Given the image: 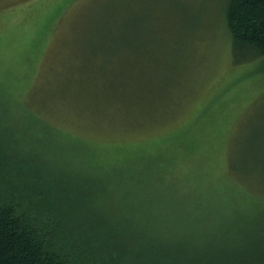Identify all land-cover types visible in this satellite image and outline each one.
I'll list each match as a JSON object with an SVG mask.
<instances>
[{
	"label": "rangeland",
	"instance_id": "1",
	"mask_svg": "<svg viewBox=\"0 0 264 264\" xmlns=\"http://www.w3.org/2000/svg\"><path fill=\"white\" fill-rule=\"evenodd\" d=\"M227 1L0 0V147L131 163L174 222L229 230H199V264L264 249V57L233 48Z\"/></svg>",
	"mask_w": 264,
	"mask_h": 264
},
{
	"label": "trees",
	"instance_id": "2",
	"mask_svg": "<svg viewBox=\"0 0 264 264\" xmlns=\"http://www.w3.org/2000/svg\"><path fill=\"white\" fill-rule=\"evenodd\" d=\"M223 15L233 48H246L250 59L264 57V0H228ZM127 74L115 73L118 81L119 75L128 80ZM16 144L0 147V264H199L194 243L210 240L199 230L229 231L221 229L222 221L211 224V214L194 216L186 228L174 222V200L159 198L151 181L138 186L129 162L92 174L66 158L61 146L42 156L15 150ZM186 231L184 238L197 240L181 245ZM235 253L203 257L208 264L264 258V249Z\"/></svg>",
	"mask_w": 264,
	"mask_h": 264
}]
</instances>
